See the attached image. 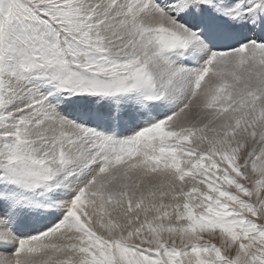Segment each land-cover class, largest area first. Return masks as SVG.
Returning <instances> with one entry per match:
<instances>
[{
    "label": "snow or ice",
    "instance_id": "6c2138e0",
    "mask_svg": "<svg viewBox=\"0 0 264 264\" xmlns=\"http://www.w3.org/2000/svg\"><path fill=\"white\" fill-rule=\"evenodd\" d=\"M0 264H264V0H0Z\"/></svg>",
    "mask_w": 264,
    "mask_h": 264
}]
</instances>
